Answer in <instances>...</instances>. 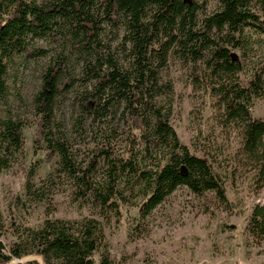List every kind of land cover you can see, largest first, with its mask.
Segmentation results:
<instances>
[{
  "label": "trees",
  "instance_id": "1",
  "mask_svg": "<svg viewBox=\"0 0 264 264\" xmlns=\"http://www.w3.org/2000/svg\"><path fill=\"white\" fill-rule=\"evenodd\" d=\"M262 33L264 0H0V105L8 98V67L16 58L46 56L48 49L36 45L46 39L56 47L41 66L32 97L37 128L47 153L58 154L59 168L74 177L83 194L90 192L103 204L117 202L123 188L115 177L119 170L124 185L142 194V215L178 185L199 194L215 190L225 198L209 157L192 152L170 123V104L160 96L173 86L161 69L173 54L203 60L201 78L218 96L225 121L240 128L244 153L264 180V120L250 109L264 92V64L243 84L235 52L253 43L250 34ZM69 89L77 104L74 125L91 118L100 124L103 144L110 145V134L117 132L116 117L127 115L131 128L140 130L135 156L107 157L111 165L102 185L93 183L92 162L85 167L76 162L54 123L56 103ZM23 124L0 116V167L7 153L21 147ZM25 188L32 197L40 194L29 180ZM248 228L252 235L264 234V201L255 204ZM14 234L8 245L0 239V264H37L12 262L29 253L40 254L45 264H114L101 222L93 216L46 217L35 227L17 226Z\"/></svg>",
  "mask_w": 264,
  "mask_h": 264
},
{
  "label": "rangeland",
  "instance_id": "2",
  "mask_svg": "<svg viewBox=\"0 0 264 264\" xmlns=\"http://www.w3.org/2000/svg\"><path fill=\"white\" fill-rule=\"evenodd\" d=\"M250 35L253 43L245 51L235 49L243 84L264 64V33ZM112 43L116 45L117 40ZM36 45L47 48L48 53L15 59L7 72V102L0 105L1 117L11 115L24 122L21 147L7 153L6 165L0 167V239L6 245L15 237L17 226L35 227L46 217L88 215L100 220L114 264H264V234L252 235L248 228L255 204L264 201V180L244 153L240 128L225 121L218 96L201 78L203 60L169 55L161 76L171 81L173 89L160 99L170 104L169 120L181 142L192 152L209 157L226 197L215 190L199 194L187 185H178L142 215V194L131 190L130 183L124 185L119 170L115 177L123 188L117 192V202L103 204L90 192L83 194L74 177L59 168L58 154L47 153L32 97L41 66L56 45L46 39H38ZM74 87L80 88L77 83ZM73 91L59 97L54 123L60 125L76 162L82 167L92 162L93 183L102 185L111 165L107 157L119 161L135 156L142 143L140 130L131 128L127 115L116 117L117 132L110 134V145L103 144L106 140L99 133L100 124L91 118H83L81 127L74 125L77 104ZM250 109L253 117L264 120V92L254 98ZM28 180L39 189L41 198L26 192ZM12 261L45 264L38 253Z\"/></svg>",
  "mask_w": 264,
  "mask_h": 264
},
{
  "label": "water",
  "instance_id": "3",
  "mask_svg": "<svg viewBox=\"0 0 264 264\" xmlns=\"http://www.w3.org/2000/svg\"><path fill=\"white\" fill-rule=\"evenodd\" d=\"M12 262H14V261H12Z\"/></svg>",
  "mask_w": 264,
  "mask_h": 264
}]
</instances>
